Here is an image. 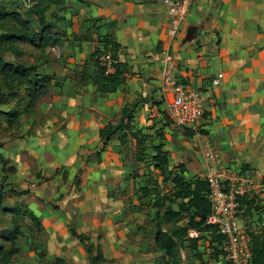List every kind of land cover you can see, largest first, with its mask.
<instances>
[{
    "label": "crops",
    "instance_id": "crops-1",
    "mask_svg": "<svg viewBox=\"0 0 264 264\" xmlns=\"http://www.w3.org/2000/svg\"><path fill=\"white\" fill-rule=\"evenodd\" d=\"M4 1L0 0V3L7 6ZM84 1L87 3L66 0L63 6L66 13L58 15L64 18L68 27L65 26L57 36L62 43L65 41L66 46L76 42L77 57L88 55L82 62L88 68L91 52L100 45L81 42L79 37L86 32L92 19L105 24L100 29L102 32L112 25L108 29L122 47L117 62L125 65L124 83L114 93L99 94L93 85L95 64L93 71L85 69L84 72L80 66L75 86L70 87L73 82H68L59 97L42 106L41 112L47 118L41 126H35L31 145L18 138L2 142L1 149L6 150L7 155L1 154L12 160L16 167V172L9 174L6 182L22 187L26 186L25 182L35 179L38 173L34 174L32 166L21 160L23 154H30L32 164L36 163L38 170L45 171L46 177L53 180L33 190L26 189L28 193L22 195L25 203L31 204L32 211L33 208L37 211L36 206L47 203V199H58L65 206L71 203L69 212L59 215L57 223L69 224L71 221L76 230L100 247L105 258L103 264H116L107 259L111 248H115L104 244L110 239L108 232L99 237L90 235L88 223H93L94 219L89 220L91 211L88 210H92L95 204L91 200L82 201L80 193L71 195V183L62 182L56 172L64 169L67 180H75L79 168L85 163L83 175L90 176V173L100 177L99 187L109 184L119 163L110 162L113 167H109L102 157L106 151L101 154L99 163L94 158L93 152L100 144L99 128L108 122L114 123L109 115L115 110H119V118L121 108L127 104L121 107L124 97L138 94L161 96L160 58L167 51L175 59L176 75L186 85L204 89L208 94L197 131L211 141L225 167L254 179L255 188L248 197L253 199L256 208L249 213L241 209L239 217L251 233H264V225L251 229L261 215L264 219V0H196L187 21L177 33L169 25L163 0L142 3H133L132 0ZM70 3L80 6V10L71 11ZM7 7L8 11L11 10ZM72 14L80 17L74 19ZM218 73H223L220 85L212 86L211 80ZM60 76L66 79L67 73H60ZM55 79L54 75L52 86ZM191 138L194 146L196 133L193 132ZM195 153L194 174L201 176L204 166L196 150ZM3 176L0 164V188ZM75 241L71 244L78 248V264H88L86 252L80 243L76 246ZM70 246L65 244L63 248ZM129 248L126 254L130 253L132 257L128 256L129 262L122 264H144L142 255L134 251L133 246Z\"/></svg>",
    "mask_w": 264,
    "mask_h": 264
},
{
    "label": "rangeland",
    "instance_id": "rangeland-1",
    "mask_svg": "<svg viewBox=\"0 0 264 264\" xmlns=\"http://www.w3.org/2000/svg\"><path fill=\"white\" fill-rule=\"evenodd\" d=\"M4 2L9 6V9L27 10V8H24V3L18 6L16 0H6ZM80 2L82 4L87 3L86 1ZM68 5L71 11L75 9L80 10V6L78 8L76 4L70 3ZM52 10L58 12L60 15L66 13V9L63 7L61 9L53 8ZM78 16L77 14L73 15V18L76 19ZM65 26L68 27L66 23L64 24L63 20L58 23L57 31L59 34L64 30ZM4 27L12 29L14 25L10 23L4 25ZM4 30V28H0V33H3ZM75 43L66 46L65 41H63L60 45L48 47L45 51H39L28 43L19 42L12 47L13 49H17L20 55L15 54L14 51L5 53V59L7 61L23 64L25 66L36 65L39 72L54 74L56 76V81L55 84L51 86L48 94L37 104L34 113L31 115H22L20 117L19 126L15 125L6 129L5 124H3V122L1 123V147L3 145L2 142L4 143L6 139L14 141V139L17 138L18 140L24 139L27 143L26 145H31L34 141L32 136L34 135L35 126H41L47 118L41 112L42 106L49 104L52 98H56L59 93H62V88L68 82H73L70 87L75 86L74 80L76 74H79L80 66L84 72L87 70L93 71L95 67L94 61L89 60V67L85 68L82 62L87 59L88 55H81V58H78L77 51L74 50ZM70 46L73 47L70 48ZM6 48L11 47L10 45H5V49ZM60 73H67L66 79L60 76ZM133 99H138L139 104L134 113L131 130L125 132L124 135L122 134V138L125 139V141H121V138L118 137L113 138L106 152L102 155V157L106 159V164L111 168L113 166L109 165L110 162L113 164L116 162L119 163L116 166L118 169H114L116 172L110 176L109 184H105V187H99L101 185V178L92 176L90 173V176H88V174L87 176L86 174L80 175L82 178L79 177L80 180L76 182H74L73 179L67 180L64 169H59L56 172V177L60 178L62 182L71 183V195L80 193L83 197V200L81 199L82 201L91 200L93 204H95L92 210H88L87 208L88 211H91L89 220L94 219L93 223H88L90 224L89 232L90 235L94 237L103 236L108 232L107 236H109L110 239L108 240L109 242L107 241V243L104 244L105 246L115 247L111 248L110 255L107 257L108 260H112L116 264H122L125 261L129 262V257H132V255L130 253L126 254L128 253L126 250L130 249L129 246H133L134 251L144 258V264H158L160 262L161 253L154 244L152 234L150 233L153 226V223L150 221L154 215V211L149 209L145 204L141 207L138 206L140 203L138 197L141 196L138 187L146 186L147 181L150 179L149 187L151 189L158 188L160 196L172 187L170 183H163L157 172L153 170L151 161L153 146L163 144L164 149L170 152V165L174 167L179 164L185 165L187 170L185 176L187 178L196 176L194 174L196 149L193 146L192 138L184 135L181 129L174 127L171 121L166 118V103L162 94L161 96L138 94L136 96L124 97L121 107L125 103L133 101ZM118 112L119 110H115L109 115V119L116 122L118 120ZM138 130H140L138 136H147V141L140 147L136 145L135 139L130 137V132H137ZM200 134L203 135V133ZM1 147L0 154H6L7 151L1 149ZM30 157V154H23L21 160L24 164L30 167L32 166L31 171L34 174L39 173L38 178H36L35 175L34 180L25 182L26 186L23 185V188L16 187V189H13L12 184L7 183L6 180L4 182L6 185L0 192V245H8L7 241L1 237L4 231L12 230L15 224H18L22 236L17 239L20 252L14 257L15 264H78L80 259L76 257L78 248L71 244L72 241L75 240L69 233V225L72 224L71 221L69 224L63 221L57 223L60 219L59 215H62V213L64 214V212H69L68 210H70L69 207L71 203H69L67 207L59 203L58 199H47L50 202L48 201L41 205L38 204V206H36L37 211L33 208V212H36L41 220V230H36L28 219H15L4 211V209L11 208L17 203L24 205L22 209L27 208L31 210L29 208L31 204L25 203L24 197L20 192L26 189L33 190L36 187L42 186L48 180H53L46 177L45 171L38 170L36 163L32 164V159H30ZM10 161L14 163L12 160ZM89 164L90 163H88V166ZM86 167L85 165V168ZM80 168L84 169V163ZM85 170L86 169H84L83 173ZM47 186L53 187V185L50 184ZM119 202H122V204ZM145 202L146 200L144 199L143 203ZM84 210L86 211V208H84ZM263 221L264 219H262L261 215L259 219L253 223L251 229L263 227ZM75 243L76 246H78L80 242L77 243L75 241ZM65 244L71 246L68 247V249H64L63 245ZM198 253L202 255L204 261L209 259V251L204 248L202 243L199 246ZM102 254L104 253L102 252ZM181 255L183 258L188 256L193 260L195 259V254L186 250L181 251ZM57 258L62 261L57 262ZM210 263L213 262L210 261Z\"/></svg>",
    "mask_w": 264,
    "mask_h": 264
},
{
    "label": "trees",
    "instance_id": "trees-1",
    "mask_svg": "<svg viewBox=\"0 0 264 264\" xmlns=\"http://www.w3.org/2000/svg\"><path fill=\"white\" fill-rule=\"evenodd\" d=\"M27 1L30 3L29 6H27L29 4ZM145 1L151 0H132L133 3ZM65 2L66 0H17V5L24 3V8H27V10L11 9L9 11L7 6L0 3V28L5 29L3 33H0V126L3 122L6 129L15 125L19 126L22 115L34 113L37 104L48 94L53 84L54 75L39 72L36 65L25 66L7 61L5 53L14 51L15 54L20 55L17 49L12 47L19 42L28 43L39 51H45L48 47L62 44L61 39L57 36V29L58 23L64 19L52 9H61ZM99 22L101 21L92 19L91 25L79 38L81 42H94L100 45L94 47L88 59L93 60L96 67L93 76V85L96 91L99 94L114 93L124 83L125 79V65L117 62V56L122 52V47L115 41L113 32L108 29H111L112 25L107 26L106 31L102 32L100 29L105 24H98ZM10 23L14 25L12 29L4 27V25ZM5 45H10L12 49H5ZM107 51L112 54L113 59L116 61L115 71L109 75L104 74V70L98 65L96 60V55ZM138 104V99L125 104L121 108L116 122H108L99 128L98 137L100 144L93 152V156L98 162L101 159V154L106 151L113 138L118 137L121 138V141H125L122 137L133 126L134 113ZM166 118L170 121L167 114ZM181 131L187 137H191L193 134L190 129L184 128ZM139 132L140 130L130 132V137L135 139L138 147L147 141L146 135L138 136ZM152 150L151 161L153 170L157 172L163 183L172 185L171 189L161 196L158 188L151 189L149 187L150 179L147 181L146 186L138 187L141 192V196L138 197L140 201L138 206L141 207L145 204L154 211L150 221L153 223L150 233L154 244L161 253L158 264H209L210 261L213 262L210 264L216 263L221 256L219 245L222 237L217 232V227L207 224L210 204L207 199V184L205 180L197 175L187 178L185 176L186 167L183 164L176 165V167L171 166L170 152L164 149L163 144L153 146ZM0 164L1 171L4 174L2 178L3 186L0 188L1 192L6 185L4 182L7 180L8 175L14 174L16 167L14 163H11L9 159L1 154ZM83 171V168H79L78 176L74 182L80 180L79 176L83 174ZM38 176L39 173L36 178ZM12 188L16 189V186L12 185ZM20 193L24 195L28 191L24 190ZM144 199L146 200L145 203H143ZM240 204L241 209L245 210L246 213H249L252 208H256L254 207L253 199L249 197L241 198ZM23 206V204L17 203L11 208L4 209V211L15 219H28L36 230H41L40 218L33 211L27 208L22 209ZM190 230L198 232L199 235L197 237H189ZM69 233L81 243L86 252L88 264H103L105 262L99 246H95L86 235L76 230L72 224L69 225ZM20 236L22 234L18 224H15L12 230L4 231L1 238L7 241L8 245H0V264H15L14 257L20 252V248L17 245V239ZM251 239V264H264V233L253 234L252 232ZM201 243L209 251V259L206 261L198 253ZM185 250L193 252L195 259L193 260L188 256L183 258L181 251ZM56 261L61 262L62 260L57 258Z\"/></svg>",
    "mask_w": 264,
    "mask_h": 264
},
{
    "label": "built area",
    "instance_id": "built-area-1",
    "mask_svg": "<svg viewBox=\"0 0 264 264\" xmlns=\"http://www.w3.org/2000/svg\"><path fill=\"white\" fill-rule=\"evenodd\" d=\"M195 1L163 0L169 25L174 33L179 32L183 23L187 21ZM29 5L30 3L27 6ZM96 60L105 75L114 73L116 61L110 52H100L96 55ZM160 66V90L165 99L167 116L174 127L190 129L196 133L194 147L204 166L200 177L207 184V199L210 204L207 224L217 227V232L222 237L219 245L221 256L214 264H251V232L241 223L239 215L240 199L248 197L253 192L255 181L251 176L225 167L211 141L197 131L208 99L207 92L186 85L176 75V62L170 52L163 53ZM222 77L223 73H218L211 80L212 86L220 85ZM198 235L194 230L189 231V237Z\"/></svg>",
    "mask_w": 264,
    "mask_h": 264
}]
</instances>
